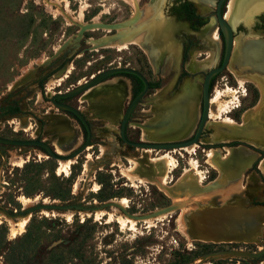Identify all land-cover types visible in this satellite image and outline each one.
Here are the masks:
<instances>
[{
	"label": "rangeland",
	"instance_id": "374dc122",
	"mask_svg": "<svg viewBox=\"0 0 264 264\" xmlns=\"http://www.w3.org/2000/svg\"><path fill=\"white\" fill-rule=\"evenodd\" d=\"M245 1L239 0L237 18L235 15L229 21L233 34L243 33L246 28L252 31L253 27L264 31V11H250L246 17H253L249 19L248 26L240 23ZM148 2L152 5L159 2L176 15L177 4H189L200 22L195 26L194 21L178 15L184 20V30L189 33L205 32L209 37L210 29L216 27L213 16L216 0H138L136 8L121 0H0V107L16 105L19 109L15 115H0V137L37 139L50 145L48 126L58 112L49 103L54 92L66 91L76 79L86 80L97 70L114 66L139 69L149 76L146 62L135 46L91 51L86 44L88 38L108 35L116 32L117 28L89 30L75 38L77 25L89 22L117 24L126 20L133 10L146 7ZM81 7L82 19L77 20ZM217 78L218 83L214 80L212 90L236 89L233 78L225 70ZM241 88L237 89L238 103L244 107L255 99V90L249 84ZM71 99L65 102L75 107ZM226 116L236 118L237 112ZM70 123L63 131V138L53 145L55 152L59 149L63 156L73 149L66 133L71 131L74 138L77 134L81 136L80 130H76V122L72 120ZM91 126L95 135L94 141H90L92 145L72 160L66 175H57L58 162L36 147L0 144V208L19 211L40 200L100 203L125 199L127 203L123 208L126 212L139 215L169 206L168 198L154 184H131L128 176L138 170L163 177L166 172L164 162L153 163L151 160L166 152H145L127 147L118 141L116 131L113 148L98 160L93 143L107 132L97 122L91 121ZM136 136L134 130H128L130 141L136 142ZM203 152L204 149L196 146L192 153L182 150L170 152L175 169L165 174L167 184L184 166L187 167L186 162L190 169L191 160L195 161L196 169L201 174L203 172L205 180L213 179L216 173L204 162ZM87 154L90 155L88 159L85 158ZM18 162L21 166H16ZM114 163L119 165L120 172ZM190 172L198 181L199 175L195 170ZM19 197L28 199V203L22 205ZM176 211L154 218L151 227L138 221L133 230L121 227L114 218L106 222L103 218L95 220L83 213L70 212L67 220L58 215L61 213L53 215L46 211L47 216H44L34 211L10 219L26 218L23 231L14 237H11L4 221L7 217L0 213L4 217L0 218V264H257L264 258V234L258 243L186 241L175 228ZM117 214L122 215L116 210ZM176 222L180 229L179 219Z\"/></svg>",
	"mask_w": 264,
	"mask_h": 264
},
{
	"label": "crops",
	"instance_id": "0c3cea01",
	"mask_svg": "<svg viewBox=\"0 0 264 264\" xmlns=\"http://www.w3.org/2000/svg\"><path fill=\"white\" fill-rule=\"evenodd\" d=\"M251 17H242L240 23L248 26ZM183 21L159 2L154 5L148 2L146 7L133 10L126 20L117 23L116 32L86 41L91 51H97L101 48L117 50L113 43L134 39L126 48L135 46L145 59L149 78L161 79V86L145 95L129 119L128 129L136 132L138 141H185L196 128L202 78L217 65L220 42L212 41L205 32L185 31ZM188 41L192 44L182 59ZM224 70L233 78L236 89L235 76L247 77L243 84L254 88L255 99L244 107L238 103L225 114L237 112L236 118L226 116L233 120V125L207 117L196 147L204 149V162L215 171V177L208 181L204 177L198 182L189 172L188 162L170 184L165 182L163 186L159 184V174L138 170L133 174L139 178L136 182L144 179L154 184L168 198L169 204L177 206L175 228L186 241L258 243L264 234V205H254L252 201H264V188L259 180L260 176L264 178V37L247 28L243 33L235 32ZM182 71L184 74L180 76ZM81 82L82 79H76L74 84ZM129 98V80L112 76L72 99L88 120L99 123L107 132L93 143L98 160L113 148L118 122ZM51 123L48 132L54 145L63 138L66 125L71 123L58 113ZM79 143L77 134L73 148ZM231 143L235 145L230 146ZM209 150L213 152L212 158L207 157ZM113 165L120 172L119 165ZM176 219L182 225L181 231ZM259 264H264V259Z\"/></svg>",
	"mask_w": 264,
	"mask_h": 264
},
{
	"label": "water",
	"instance_id": "95a60500",
	"mask_svg": "<svg viewBox=\"0 0 264 264\" xmlns=\"http://www.w3.org/2000/svg\"><path fill=\"white\" fill-rule=\"evenodd\" d=\"M228 0H216L215 5H214V13L213 16L215 18L216 22V28L218 32L221 35V43H222V59L220 64L217 67H214L210 69L202 79V84H201V109H200V115H199V120L196 125L194 134L192 138L187 139L185 141H180V142H174V143H147V142H130L127 141L124 135V129L126 126V122L128 117L130 116L132 110L138 103V101L144 96L145 92L148 89V85L144 77L137 71H135L132 68L129 67H111L105 70H102L98 72L97 74L93 75L90 79L85 81L83 84L76 86L75 88L71 89L70 91H67L62 94H55L52 97H50L49 101L50 103L58 110L60 111H66L74 115V117L81 123V125L84 127L86 131V138L84 142L77 148L75 149L72 153L66 156H61L55 153L47 144L37 141V140H26V141H15V140H9V139H2L0 138V143L2 144H9V145H34L42 149L44 154L55 160V161H65V160H73L78 154L83 152L85 148L89 145L90 141V130L88 127V124L84 117L73 107L58 103L56 99L59 98H69L72 96L79 95L86 91L87 89L93 87L94 85L100 83L107 77H110L115 74H129L137 79H139L142 83V90L134 96L126 106L125 110L122 113L120 122H119V128H118V133H119V139L127 146L132 147L133 149H139V150H151V151H163V152H172V151H181L182 149L186 147H190L192 145L194 146H199L198 144V139L201 135L204 123L207 120L208 116V108H209V99L212 94V88L210 90L209 83L211 78L222 71L228 62L230 52H231V47H232V29L229 25L228 22L225 21L223 15L226 7V3ZM259 10V9H257ZM264 10L263 8H260V11ZM78 29L75 33V38H79L82 33L85 31L89 30H94V29H102V30H111V29H116L118 27L117 24H103L100 22H89L85 23L83 25H77ZM116 208L117 211H119L122 215L127 216L131 219H134L136 221H141L144 219L148 218H156L161 215L167 214L171 211H174L177 209V206L174 204H170L167 207L161 208L159 210L147 213V214H129L126 212V210L118 205L115 202L111 201H105V202H100V203H87L83 201H78V202H72V201H66V202H58L55 203L53 201H47L46 203H43V200H40L39 202L26 207L25 209L19 210V211H8L7 209L0 208V213H2L5 217L9 219H17L18 217L26 216L29 215L30 213L37 211H47V212H54V213H66V212H75L77 214L80 213H89L93 214L96 210H110V208ZM259 255V253H257ZM257 254H251V256H256Z\"/></svg>",
	"mask_w": 264,
	"mask_h": 264
},
{
	"label": "bare ground",
	"instance_id": "6f19581e",
	"mask_svg": "<svg viewBox=\"0 0 264 264\" xmlns=\"http://www.w3.org/2000/svg\"><path fill=\"white\" fill-rule=\"evenodd\" d=\"M121 1L127 3L131 7H134V8L137 7L136 4H137L138 0H121ZM252 1L255 2V0H246L245 4L248 6L250 3H252ZM238 6H239V0H228V2L226 3L224 15H223V17H224L226 22L229 23V21H232L234 19L235 15L237 13V10L239 9ZM82 8L83 7H81L78 10L77 17H76L77 20L82 19ZM209 38L212 41H215V42L219 41L218 35H217V31H216V27H213L212 29H210ZM133 41H135V40L131 39L130 41L115 42L112 45H115L117 50H122V49L126 48V45H127L128 42H133ZM107 44H111V43L108 42ZM67 72H69V71H67ZM63 77H65V75ZM246 78L247 77L235 76L238 88H240L241 90H242L241 87H242V85H244L243 83H244ZM238 93L239 92L237 91V89H232V88H228V87H226L225 89H222V90L221 89L213 90V92H212V94L210 96V99H209V108H208V116H207L208 119L212 120V121L213 120H220V121H222L223 123H225L227 125H233V120L228 118V117H226L225 114L228 113L231 109L236 108L238 106V96H237ZM66 136H67L69 142L74 143L75 138H74V136H73L71 131L67 132ZM194 148H195V146L192 145L190 147H186V148L182 149V151H185L186 153H192ZM144 151L148 152L149 150H144ZM56 152L59 154L60 150L56 149ZM172 152H175V151H172ZM169 153L170 152H166L163 156L159 157L158 159H152L151 160V162H153V163L164 162V165L166 166V172L164 173L163 177L159 178V184L160 185H164L165 182H166L167 175H165V174H169L175 169V162L171 158ZM89 156L90 155L87 154L85 158L88 159ZM207 157L208 158H212L213 157V152L212 151H208L207 152ZM57 162H58L57 163L58 165H57V168H56L57 175L58 174H65L66 175L67 174V170L69 168V164L71 162H73V161L72 160H65V161H57ZM20 163L21 162H18L16 166H21ZM84 168H85V166H84ZM192 170H195L196 174L199 175L198 182H200L202 180V178H204V176H202L201 172L196 169V163H195L194 160L190 161L189 172L192 171ZM128 176H129V179L131 181V184H134L137 180H139V178L136 177V175H134V174L128 175ZM141 182H146V180L140 179V183ZM18 201L22 205H26V203H28V199H25L24 197H19ZM174 201H175V199H174ZM46 202H47L46 200H43V203H46ZM115 203H117L121 207H124L127 202H126L125 199H121V200H118ZM40 212L44 216H47V212L46 211H40ZM51 214L56 215L54 212H52ZM83 214L86 215V216H91L95 220L103 218V219H105L106 222H109V221H111L114 218V220L121 227L127 226V227H129L130 230H133L134 226H135V223L138 222V221H136L134 219H131V218L127 217V216H122V215H119V214L116 215V208H114V207L110 208L109 212H105L104 210H96L93 214H89L87 212L83 213ZM58 215L63 216L67 220H69V218L71 216V213L70 212H66V213H61V214H58ZM2 217H3V215L0 214V218H2ZM153 220H154L153 218H148V219L141 220V222L146 224L147 227H151L152 223H153ZM4 221L7 223L8 227L10 229L11 237H14L15 235H17V234H19V233H21L23 231V228H24V225H25V222H26V218H20V219H18L16 221H12L9 218H4ZM179 228H180L179 230L181 231L182 225L179 224Z\"/></svg>",
	"mask_w": 264,
	"mask_h": 264
},
{
	"label": "flooded vegetation",
	"instance_id": "af4514ba",
	"mask_svg": "<svg viewBox=\"0 0 264 264\" xmlns=\"http://www.w3.org/2000/svg\"><path fill=\"white\" fill-rule=\"evenodd\" d=\"M257 2V1H256ZM254 3V1H252V3H250L248 6L246 5L244 8H243V10H242V17L243 18H245L246 17V15L248 14V12H250V11H253V12H258V11H260V8H263L264 9V0H258V2H257V4L256 5H254L253 4ZM181 4H183V2H180L179 4H177V8H178V6H180ZM257 9H259V10H257ZM261 11H264V10H261ZM244 14V15H243ZM193 21V20H192ZM198 21H199V19H198ZM195 23V22H194ZM256 24V23H255ZM254 24V25H255ZM197 24H195V26H196ZM200 25V24H199ZM199 25H197V26H199ZM253 30V32H255V33H257V34H259L260 36H262V37H264V31H262V30H255L254 29V27L252 28ZM216 31H217V35H218V39H219V42H220V56H219V61H218V63H217V65L215 66V67H217L219 64H220V62H221V59H222V43H221V35H220V33L218 32V30H217V28H216ZM191 44H190V41H188V43H187V45H186V47H185V49H184V51H183V56H182V59H185V54H186V50H187V48L190 46ZM141 53V52H140ZM141 55H142V53H141ZM142 57H143V55H142ZM144 58V57H143ZM145 60V59H144ZM114 67H116V66H114ZM120 67H124V66H120ZM127 67V66H126ZM109 68H111V67H109ZM130 68V67H129ZM214 68V67H213ZM108 69V68H107ZM132 69H134L135 71H137V72H139L143 77H144V79L146 80V82H147V85H148V83H155V82H159V86H158V88L161 86V84H162V81H161V79L160 78H158V79H156V80H151L150 78H149V76H146V74L144 73V72H142L141 70H139V69H135V68H132ZM212 69V68H211ZM225 69V68H224ZM223 69V70H224ZM103 70H105V69H103ZM210 70V69H209ZM208 70V71H209ZM100 71H102V70H97L94 74H92L88 79H90L91 77H93V75H95V74H97L98 72H100ZM207 71V72H208ZM206 72V73H207ZM221 72V71H220ZM219 72V73H220ZM205 73V74H206ZM219 73H217L216 75H214L212 78H211V80H210V83H209V87H210V90H211V88H212V86H213V82H214V80H215V78H216V76L219 74ZM184 74V72L182 71L181 72V74H180V76L181 75H183ZM204 74V75H205ZM126 75H129V74H126ZM203 75V76H204ZM112 76H121V77H124V78H126V79H128L129 80V82H130V98H129V101L134 97H132V85H135V86H137V83H135V82H132L128 77H126V76H124V74H115V75H112ZM112 76H110V77H112ZM108 78V77H107ZM106 78V79H107ZM88 79H86V80H82L83 82H81V83H73L71 86H70V89H67L66 91H63V92H61V91H56V92H54L53 93V95H55V94H62V93H65V92H67V91H70L71 89H73V88H75L76 86H79V85H81V84H83L85 81H87ZM203 79V78H202ZM235 79V78H234ZM105 80V79H104ZM139 80V79H138ZM140 81V80H139ZM236 81V80H235ZM141 82V81H140ZM78 84V85H77ZM142 84V83H141ZM202 84V83H201ZM95 86V85H94ZM143 87V86H142ZM158 88H154V89H149V87H148V89H147V91L145 92V94H144V96L138 101V103L136 104V105H138L139 103H140V101L145 97V95H147L148 94V92H150V91H154L155 89H158ZM88 90V89H87ZM142 90V89H141ZM140 90V91H141ZM139 91V92H140ZM138 92V93H139ZM213 92V91H212ZM137 93V94H138ZM82 94V93H81ZM136 94V95H137ZM53 95H51L50 97H52ZM80 95V94H79ZM79 95H76V96H72V97H77V96H79ZM135 95V96H136ZM72 97H69V98H64V99H62V98H59V99H56V101L58 102V103H62V104H66V105H69V106H71V107H73L71 104H68V102L66 103L65 101L66 100H70ZM50 99V98H49ZM71 101H72V99H71ZM70 101V102H71ZM129 101L127 102V104H126V106L128 105V103H129ZM49 103H50V101H49ZM51 104V103H50ZM52 105V104H51ZM73 105H75L74 103H73ZM53 106V105H52ZM126 106H125V108H126ZM3 107H12V108H14V107H17L16 105H6V106H3ZM54 107V106H53ZM136 107V106H135ZM134 107V108H135ZM0 108H2V107H0ZM55 108V107H54ZM73 108H75L83 117H84V119L86 120V122H87V124H88V127H89V130H90V141H91V139H92V141L91 142H93V135H94V130H93V128H92V126H91V121L90 120H88L85 116H84V114L81 112V111H79L80 109H79V107L77 106V105H75V107H73ZM125 108H124V110H125ZM17 109H18V107H17ZM56 109V108H55ZM200 109H201V101H200ZM58 112V114H62V115H64V116H66L67 117V119H69V121H75L76 122V125H77V128L78 129H76V130H80V132H81V136H80V143L78 144V146H76L75 148H73L72 150H71V152L70 153H72L75 149H77L83 142H84V140H85V138H86V131H85V129H84V127L81 125V123L74 117V115H72L71 113H69V112H66V111H60V110H58V109H56ZM123 110V111H124ZM133 111H134V109L132 110V112H131V114H130V116L128 117V119H127V122H126V126H125V129H124V135H125V138H126V140L127 141H130L129 140V137H128V122H129V119H130V117H131V115H132V113H133ZM19 112V109H18V111L16 112V113H14V114H4V115H2V113L0 112V115L1 116H6V115H15V114H17ZM123 113V112H122ZM56 114V113H55ZM199 115H200V112H199ZM122 116V115H121ZM121 119V118H120ZM199 120V119H198ZM93 122V121H92ZM119 122H120V120H119ZM119 122H118V126H117V131H118V128H119ZM198 123V122H197ZM101 126V125H100ZM75 127V126H74ZM102 127V126H101ZM195 131V130H194ZM194 134V133H193ZM51 136V135H50ZM49 136V137H50ZM193 136V135H192ZM48 137V138H49ZM0 138H2V137H0ZM192 138V137H191ZM2 139H6V138H2ZM9 140H15V141H26V140H37V139H26V140H16V139H9ZM37 141H41V140H37ZM90 141H89V145L87 146V147H89V146H91L92 144L90 143ZM118 141L119 142H121V143H123L120 139H119V133H118ZM41 142H43V141H41ZM130 142H134V141H130ZM136 142H139L138 140L136 141ZM142 142V141H141ZM43 143H45V142H43ZM50 143V145L49 144H47V143H45V144H47L54 152H55V149L53 148V143H51V142H49ZM0 144H2V143H0ZM124 144V143H123ZM2 145H9V144H2ZM125 145V144H124ZM16 146H33V147H36V148H38L39 150H41L42 151V149H40L39 147H37V146H34V145H16ZM127 146V145H126ZM127 147H129V146H127ZM130 148H132V147H130ZM85 151V150H84ZM43 152V151H42ZM44 153V152H43ZM56 153V152H55ZM69 153V154H70ZM82 153V152H81ZM58 154V153H57ZM68 154V155H69ZM58 155H60V154H58ZM61 156H63V155H61ZM66 156V155H65ZM257 202V201H256ZM261 202H264V201H261ZM261 202H257V203H261ZM264 259V258H263ZM262 259V260H263ZM261 261V260H260ZM259 261V262H260ZM259 262H258V264H259Z\"/></svg>",
	"mask_w": 264,
	"mask_h": 264
},
{
	"label": "trees",
	"instance_id": "16d2710c",
	"mask_svg": "<svg viewBox=\"0 0 264 264\" xmlns=\"http://www.w3.org/2000/svg\"><path fill=\"white\" fill-rule=\"evenodd\" d=\"M177 13H178V15H183L188 20H193L195 22V24H197V25L200 24V22L198 21V17L193 13V11L191 10L189 4H187V3L181 4L178 7V9H177ZM124 76L128 77L132 82L137 83V86L132 85V97H133L142 89V84L136 77H134L132 75L124 74ZM158 86H159V82L148 83L149 89L158 88ZM17 111H18L17 107H14V108H12V107H2V108H0V112L2 113V115H4V114H14ZM231 145H235V143H231L230 146ZM261 181L264 184V179L263 178H261ZM253 204H255V205H263L264 202H261V203L253 202ZM232 244H235V243H232ZM240 245H243V246H247L248 245L249 246L251 244H240ZM262 259L263 258H261L260 260H262ZM260 260H258V262Z\"/></svg>",
	"mask_w": 264,
	"mask_h": 264
}]
</instances>
